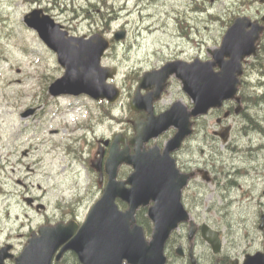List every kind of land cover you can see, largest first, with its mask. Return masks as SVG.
<instances>
[{"label": "rangeland", "instance_id": "rangeland-1", "mask_svg": "<svg viewBox=\"0 0 264 264\" xmlns=\"http://www.w3.org/2000/svg\"><path fill=\"white\" fill-rule=\"evenodd\" d=\"M34 8H42L74 36L100 33L113 40L115 32L125 30V39L115 42L102 60L103 65L118 70L115 84L125 90L123 101L116 103L112 109L107 108L105 124L108 138L119 132L124 126L122 123L130 118L128 103L138 78L144 72L159 68L172 58L187 62L195 58L210 59V53L220 47L226 30L237 16L259 19L264 13V6L259 0H0V88L8 92L4 97L0 93V127H5L9 132V136L6 133L8 140L4 145L18 146L20 151L31 149L32 154L26 161L31 169L35 166L36 170L28 173L29 179L34 185H55L57 191L53 194L49 191L48 197L70 200L79 221L84 219L98 197L97 177L85 169L91 156L85 155L81 162L74 161V156L66 154L65 150L67 147L73 149L72 130L76 122H83L80 114L83 102L58 99L53 102L50 111V104L44 103L42 106V92L49 98L46 89L62 76L63 69L37 33L23 22L25 14ZM22 25L27 30L24 31ZM21 40H24L22 49L19 46ZM263 65V52L260 59L247 64L241 92L243 97L248 94L254 100L264 94V68H260ZM16 91L22 95L16 96ZM178 97H181L180 84L174 83L160 106H168ZM248 105L256 122L254 128L260 129H247L248 125L241 122V127L246 131L244 133L238 128L233 134V162L235 167L256 165L257 168L250 167L248 178L239 182L241 189L235 190L237 200L229 215L220 209L222 199L215 197L214 186L207 184L198 209L200 221L221 230L224 251L238 258L243 257V253L264 251V231L258 229L260 215L264 212V157H261V166L253 160L256 155L251 154L252 147L260 144L264 147V97L256 102L250 101ZM39 106L42 108L39 109ZM23 108H37V120L21 118L23 111H19ZM16 121L25 134L14 140L10 134H15L12 127ZM27 125L30 127L27 128ZM54 130L57 132L51 134L50 131ZM101 130L98 128L96 134L103 132ZM92 137L93 133L87 134L89 142ZM195 140L191 148L188 145V151H194L195 158L200 157L202 146L205 154L221 148L220 143L210 137L204 136L203 145H200L198 138L197 146ZM40 154L44 161H40ZM33 159L36 160L35 164ZM241 159L245 164H241ZM256 160H259V156ZM241 192H246L243 200ZM150 237L151 233L147 239ZM232 244H236L233 250ZM199 245L197 254L200 264H210L207 258L211 251L204 242H199ZM177 264L184 262L177 260Z\"/></svg>", "mask_w": 264, "mask_h": 264}, {"label": "water", "instance_id": "water-1", "mask_svg": "<svg viewBox=\"0 0 264 264\" xmlns=\"http://www.w3.org/2000/svg\"><path fill=\"white\" fill-rule=\"evenodd\" d=\"M260 2L264 4V0ZM24 21L57 54L59 64L65 71L63 77L49 89L53 96L86 94L94 99L106 98L109 103L118 98L119 92L115 85L107 84V79H112L116 71L100 65L103 53L109 48L105 38L98 34L89 39L67 37V33L60 31V27L42 10H34L24 17ZM261 21L264 22V16ZM263 30L264 26L258 22H251L245 17L238 18L227 30L220 48L212 52L213 61L168 63L160 71L146 73L140 80L139 88L157 85L156 97L164 81L175 73L194 103L192 112L187 113L182 109V114L174 108L146 123L132 122L136 136L130 143L136 146V154L129 156L127 150L118 152L117 138L114 140L106 161L108 183L84 223L78 226L71 222L43 229L40 231L41 236L32 240L16 259V264H52L61 246L56 261L65 252L72 251L80 264H165V243L171 231L188 218L179 206L180 190L185 179L180 184L167 182V172L173 173L175 170L168 154L177 149L189 135L188 118L191 115L206 114L209 109L219 107L224 100L235 97L242 74L241 62L248 56L256 55V42ZM124 36L125 32L119 31L115 33L114 39L120 41ZM216 66L218 72L213 70ZM143 100L136 94L131 102L132 107H137ZM151 100L148 99V103ZM236 100L239 101L238 98ZM170 125L177 127L178 133L162 154L157 147L145 153L140 152L145 142L157 137ZM123 163L132 165L134 173L126 182L119 183L115 181L116 170ZM126 184H129V189L125 188ZM170 188H176L178 192L170 193ZM116 199L126 202L129 209L126 212L119 211ZM150 201L153 205L148 210V216L153 223V233L151 240L147 241L143 229L135 223L134 214L138 207L146 206ZM258 228L264 230V214L260 217ZM202 238L211 246L214 254L220 251L221 241L217 232L204 226ZM243 264H264V253L246 255Z\"/></svg>", "mask_w": 264, "mask_h": 264}, {"label": "flooded vegetation", "instance_id": "flooded-vegetation-1", "mask_svg": "<svg viewBox=\"0 0 264 264\" xmlns=\"http://www.w3.org/2000/svg\"><path fill=\"white\" fill-rule=\"evenodd\" d=\"M26 27L22 25L24 31L25 29L27 30ZM23 41L24 40H21V44L19 45L21 49L23 48ZM114 45L115 44H112V46ZM178 60L181 59L172 58L167 62ZM19 71L18 69L17 72L20 73ZM16 82H20V80H16ZM174 83L180 84L181 97L170 101L168 106L161 107L160 104L166 100L168 91ZM242 85L243 80L241 86ZM50 86L51 84L48 85L46 89L48 93ZM156 86L157 85L153 84L147 90L141 89L139 94L145 99L153 100L150 104H146L147 106L149 105L150 112L144 107L140 108L138 111H134L129 107L130 118H127L125 123H122L124 126L121 127L120 131L114 133L110 138L106 136L105 122L107 119V108H109L106 100L96 101L87 95L52 96L50 93L49 98L52 99H49L47 94L42 92L41 103L42 106L44 103L46 105L50 104L48 111H50V108L53 106V102L58 101V99H67L73 103L83 102L82 109L80 110L83 122H76L72 130V133H74V136L71 138L73 149L67 147L65 150L67 152L66 154L74 156V161L81 162L82 158L85 159V155L88 157L91 156L89 166H85V169L87 173L90 172L97 177L96 184L98 196L107 183L108 174L106 172L105 162L114 138L118 136V147L120 151L125 149L126 141L128 153L130 155L135 154V147L129 145V140L135 136V130L131 121L146 123L151 118L167 113L174 105L178 104L177 110L182 114L184 113V109H186V112L192 110L193 105L188 95L184 92L181 82L174 75L170 76L165 81L164 88L159 93L158 97H156L155 94ZM0 93H2V97L8 95L7 90L4 88H0ZM15 94L16 96L22 95L19 91H16ZM124 97L125 92L123 89V96L121 99ZM248 101L249 99H243V97L240 96L239 104L235 100H229L225 101L221 107L210 110L205 117L202 115H191L188 118V122L191 126H189V128H191V133L182 141L179 148L170 152L169 156L174 162L175 170L173 173L175 174L171 171L167 172L169 177L167 182L180 184L185 179V184L180 190L179 206L186 212L188 219L178 224L177 228L171 232L166 242V264H177V260L183 261L184 264H192L191 256H193L195 260L194 264H200L197 248L200 246L199 242H204L202 239L203 226H207L210 230L218 232L222 240V249L217 255H214L210 246L204 242L211 251V254L208 255L207 258L210 264H242L244 256L250 254L243 253V257L239 258L231 257L229 253L224 251V237L221 230L208 222L200 221L198 215V209L205 194V184L214 186L215 197L222 199L220 201V209L225 215H229L230 209L235 204V194L237 193L235 190L241 189L239 182L248 178L250 175V167L251 169L257 168L256 165L235 167L233 162L235 150L232 146L234 132L239 128L240 131L245 133L246 129L241 127V122L248 125L247 129H252L256 126V122L251 116L253 113H251ZM42 106H39V109H41ZM138 106H142V103L139 102ZM24 109L25 108L20 109L19 111H23L20 113L21 118L27 120L30 118L33 121L37 120V108ZM18 124L19 122L17 121L16 124H13L12 129L15 130L14 136L10 134V137L14 140L20 139L21 136L25 134V130L21 129V125L18 127ZM29 127L30 126L27 125V128ZM208 127L210 128V133L208 132ZM98 128L102 129L101 131L103 132L97 135L96 130ZM255 129L260 128L257 127L252 130ZM177 131V127L170 125L158 138L145 144V146L140 149V152L147 151L152 146H157L162 150L164 144L168 143ZM56 132L57 130L50 131L51 134ZM6 133H8L9 136L7 129L5 127H0V144L2 143L0 146V264H16L17 257L28 247L32 240L38 239L41 235L40 231L45 228L55 227L60 223L64 224L72 220H77L78 215L75 213V208L71 206L70 200H66L65 197H57L55 200L52 197H48L47 194L49 191L51 194L57 191L55 185L50 184V186H45L43 184L42 186L40 183L33 184L29 179L28 173H34L36 169L35 166L31 169L26 161L28 156L32 154L31 149L25 148L20 151L18 146L7 147L4 145L8 140ZM89 133H93L90 142L87 139V134ZM204 136L210 137L216 143H220L221 148L214 149V152L211 151L209 154H205L202 146L199 152L200 157L195 158L194 151H188V145L191 148L192 143L196 139L195 143L198 146V138L201 142L200 145H203ZM108 141L109 144L107 143ZM29 147H32V145ZM251 149V154L253 153L256 155L255 158H253L254 162L258 161L259 165L262 166L261 157H264V147L260 144ZM93 151L95 153H93ZM98 151L103 152V160L101 163H98V170H95L91 165L97 166L95 161L97 162ZM78 155L82 157H78ZM39 156L41 157L40 161H42V159L44 161L43 155L40 154ZM258 156L259 160H256ZM32 162L35 164L36 160L33 159ZM241 164H245L243 160ZM132 172V166L126 164L120 165L117 169L116 180L121 183L126 182ZM251 172L253 173V170H251ZM125 187L128 188L129 185ZM169 192L177 193L178 189L170 188ZM245 194L246 192H241V200L244 199ZM262 194L264 195V191ZM61 203L66 204V206H62ZM117 204L121 211H126L128 209V205L120 199L117 200ZM152 205L153 202L150 201L148 205L139 207L135 213L137 223L144 229H148L151 225L148 219V210ZM190 233H192L191 237ZM235 246L236 244H232L231 249L233 250ZM179 249H181V256L178 254ZM75 260L76 257L73 253H66L58 264H72Z\"/></svg>", "mask_w": 264, "mask_h": 264}, {"label": "trees", "instance_id": "trees-1", "mask_svg": "<svg viewBox=\"0 0 264 264\" xmlns=\"http://www.w3.org/2000/svg\"><path fill=\"white\" fill-rule=\"evenodd\" d=\"M260 50L264 53V37H263L262 44L260 46Z\"/></svg>", "mask_w": 264, "mask_h": 264}, {"label": "bare ground", "instance_id": "bare-ground-1", "mask_svg": "<svg viewBox=\"0 0 264 264\" xmlns=\"http://www.w3.org/2000/svg\"><path fill=\"white\" fill-rule=\"evenodd\" d=\"M247 153V152H246ZM248 156V155H247ZM255 156V155H254ZM241 157V156H240ZM242 158V157H241ZM238 159H239V157H238ZM242 161V160H241Z\"/></svg>", "mask_w": 264, "mask_h": 264}]
</instances>
